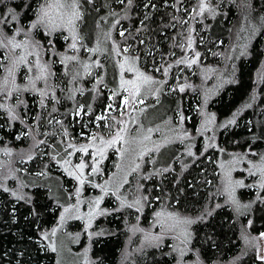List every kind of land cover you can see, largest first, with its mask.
Here are the masks:
<instances>
[{
  "label": "trees",
  "instance_id": "16d2710c",
  "mask_svg": "<svg viewBox=\"0 0 264 264\" xmlns=\"http://www.w3.org/2000/svg\"><path fill=\"white\" fill-rule=\"evenodd\" d=\"M24 1V5L18 3L19 23L31 19L35 0ZM209 2L213 11L197 21L194 14L188 16L194 0H131L130 4L128 0H80L83 14L80 29L86 28L89 34L99 25L107 24L105 31L115 40V43H93V37L87 39L82 32L78 35L83 42L82 52L87 48L86 59L92 62L95 55L99 58L98 79L92 82V75H88L84 78L85 85L73 88L75 95L70 99L66 77L55 72L56 86L48 85L53 97L29 95V90L20 92L17 100H9L15 106L13 111L0 96V147L14 150L13 154L8 152L10 155L17 153L6 162L14 168L9 173L13 184L7 178L9 181L6 179L4 186L0 180V264H57L53 250L42 240V232L56 222L61 203L70 194V188L73 189L72 178L61 171L58 163L62 157V138L84 133L86 121L94 126L95 115L103 111L107 101V87L118 103L117 59L124 46L144 69L156 64L162 67L170 58L175 60L184 54L190 22L196 19L193 40L199 60L224 66L227 49L233 44L230 37L235 20L243 10H252L254 39L239 55L233 79L216 93L210 106L216 110L217 117L241 110L231 126L220 129L218 147L241 152L264 150V0ZM56 41L61 48L62 43L59 39ZM111 47L114 56H111ZM181 65L171 68L172 79L177 71L182 73ZM186 93V89L168 93L174 94L172 99L180 98L185 115L189 113L190 102ZM245 104L248 105L244 107ZM176 108L174 105L173 109ZM196 116L185 121L193 126ZM25 128H29L28 140L16 139L15 135ZM33 131L46 132L41 150L36 148ZM218 147L205 149L186 166H174L164 173L156 171L147 180L137 176L129 190L137 182L145 192V217L149 216L150 202H165L178 212L197 218L189 255L182 264H264L258 259L256 244L246 245L247 238L255 239V235L264 233V191H259V197L256 193L249 196L251 191L239 188L241 201L253 202L242 212L225 202V196L217 197V189L221 190L215 163ZM17 157L24 160L30 157L29 167L16 170ZM48 176L50 180L44 179ZM128 211L123 208L105 217V232L93 241L90 264H174L176 255L168 242L138 248L130 238L129 229L125 234L127 227L123 218ZM70 225L75 226L77 222Z\"/></svg>",
  "mask_w": 264,
  "mask_h": 264
},
{
  "label": "rangeland",
  "instance_id": "374dc122",
  "mask_svg": "<svg viewBox=\"0 0 264 264\" xmlns=\"http://www.w3.org/2000/svg\"><path fill=\"white\" fill-rule=\"evenodd\" d=\"M194 1L195 5L190 8L188 16L194 14L198 17L197 21L213 11L209 0ZM49 2L50 0H35L31 9V19L19 23L18 3L24 5L25 1L0 0V20L7 21V23H0V33L3 34V42L6 44L4 47H0V61L2 65L4 63L6 65L2 66L0 74V89H2L0 96L11 111L15 109V106L9 100H17L20 92L29 90V95L39 94L43 97L40 94L43 91L47 93L48 97H53V93L48 92L50 89L48 85L51 83L52 86L53 83L52 87L56 86L55 72L57 75L66 77V83L69 86L67 94L70 99L75 95L73 88L85 85L84 78H87L88 75H92V82L98 79L99 58L95 55L92 62L86 59L84 52L87 51V48H83L82 52L83 42L78 36L81 32L87 39L93 37V43H115L113 37L110 38L108 31H105L107 24L105 27L99 25L89 34L86 28L80 29L83 19L80 0L78 7L80 19L75 21L74 29L76 39L73 40V33L69 32L67 26L49 32V27H51L49 19L55 20L56 23L61 22L58 10L53 7L48 9L49 17L45 18V22L37 24L41 6ZM202 4L204 5L203 10H201ZM9 10H12L15 19L7 15ZM194 21L192 20L186 37L184 54L175 60L170 58L162 67L160 64H156L149 67L148 70L144 69L136 56L124 51L125 48L128 49L127 46H124L123 53L117 59L118 103L113 102L114 98L107 87V101L103 111L95 115L94 126L92 127L86 121L83 126L87 130L84 133L80 132L76 136L65 135L62 138L64 141L60 153L62 157L60 160L58 159V163L61 164L59 166L61 171L72 178L73 189L70 188V194L61 203L56 222L42 232V240L45 241V244L51 249L55 248L53 252L57 264H90L93 241L105 232L103 226V223L107 221L105 217L110 216L111 212L115 213L123 208L129 210L123 218L125 227H127L124 228V232L127 234L129 230L132 231H129L130 238L137 243L138 248L168 242L167 245L173 249L176 255L174 264H182L184 258L189 255L192 229L197 218L182 214L165 202L155 204L150 202L149 216L145 217L147 206L145 192L141 191L140 184L137 182L133 183L132 191L129 189L130 183L137 176L147 180L156 171L160 170L164 173L176 166H186L205 149L218 147L220 129L233 124L229 121L235 122L241 112V110H236L230 115L217 117L216 110L211 108L210 104L216 93L233 79L239 55L249 48L254 39L253 11L243 10L235 20L234 32L230 37L233 39V44L227 49L224 66L199 60L198 50H196L193 40L195 31L193 28L196 23ZM33 24H37V26L33 27ZM8 38H13L17 43L27 41L28 46L13 49L7 43ZM55 38L62 43L61 48ZM49 41L52 42L51 46H49ZM232 41L230 40V43ZM73 43L76 44L75 49L70 47ZM49 51L51 52L49 53ZM113 51L112 48L111 56H114ZM21 56H26L27 63L20 64L16 67L13 75L9 76L7 69L11 68L13 62L18 61ZM66 57H76V59L67 60ZM193 59L196 60L194 64L191 63ZM37 61L48 65V72L51 75L46 79H35L39 75L38 70L34 67ZM178 61L182 62L178 63ZM176 64H182L180 67L182 73L177 71L172 79L171 68ZM122 65L123 67H121ZM29 67H32V71L28 70ZM129 68H132L133 71H128ZM137 72L150 77L151 81L145 83L143 80H138ZM5 80H7L6 84ZM30 80L35 82L34 88ZM126 81H134L135 84L124 83ZM137 87L138 93L136 92ZM181 87L188 91L186 97L190 98L187 115L181 110L180 98L173 97L172 99L171 96L174 94H168L177 93ZM43 88H46L47 91ZM164 90L168 93L165 94ZM41 99L46 101L47 98ZM174 105H177L176 109H173ZM247 105L245 104L244 107ZM80 115L79 107L78 116ZM192 115H197L193 126L185 121L191 120ZM97 117H103V119H97ZM28 129L20 130L15 138L26 142ZM33 133L36 148L43 149V136L46 132L41 131L36 134L33 131ZM117 134H119V139H117ZM114 139L116 142L109 146L108 141ZM69 144L73 145V148H69ZM82 147H87V153L74 151V149ZM100 150H103V157L99 156ZM11 151L13 154L14 150L10 147H0V180L4 186L7 178L10 179V184H13L14 180L9 176L14 168L6 163L8 159L17 156V153L10 155L8 152L11 153ZM69 153L72 154L69 155ZM3 158L5 164L2 167ZM29 158L24 160L17 157L15 159L16 170L27 169ZM95 160L100 161L98 164L100 170L89 175ZM65 161L70 162L65 163ZM81 162L86 165L83 170V178L86 182L83 185H80L75 178L80 175L77 165ZM216 163L221 189L219 191L217 189L216 196L219 198L225 196L224 201L239 212L251 207L253 202L250 204L244 200L241 201L238 190L244 187L245 190L252 192L249 196L256 193L255 195L258 197L260 196L259 191H264V150L246 149L241 152L227 151L218 147ZM69 172L75 173V176L69 175ZM50 178L48 176L44 179L50 180ZM238 181L242 182L243 186H237L236 182ZM93 185H103L107 194L102 192L100 187H93ZM77 188L81 189L79 195L76 194ZM101 196L103 199L97 207L94 202ZM65 209L68 211L65 212ZM183 221H191V223ZM73 222H77V225L71 226L70 224ZM53 230H55L54 235ZM261 234L255 235V239L254 237L246 239L247 247L252 246L253 243L256 244L258 256H264V236Z\"/></svg>",
  "mask_w": 264,
  "mask_h": 264
},
{
  "label": "snow or ice",
  "instance_id": "6c2138e0",
  "mask_svg": "<svg viewBox=\"0 0 264 264\" xmlns=\"http://www.w3.org/2000/svg\"><path fill=\"white\" fill-rule=\"evenodd\" d=\"M129 4L131 3V0H128ZM55 7L58 10V16L60 19V23H56L55 20L49 19V23L51 25V27H49V32L55 31L57 28H64L65 26H67V29L69 30L70 33H73V40L76 39L75 35H74V29H75V21L80 19V12L78 11V7H79V0H50L49 3H46L45 5L41 6L40 9V16L38 18L37 24H43L45 22V18L49 17V11L48 9H51ZM204 5H201V10H203ZM7 15L11 16L12 19H15V16L12 12V10H9V12L7 13ZM0 23H7L6 20H0ZM37 24H33V27H36ZM121 35L123 36V33H121ZM3 34L0 33V47H4V42H3ZM65 39H67V37H65ZM7 43L9 45H11V47L13 49H18V48H22V47H27L28 46V42L24 41L22 43H17L15 42V40L13 38H8L7 39ZM52 42L49 41V46H51ZM70 47L72 49L76 48V44L73 43L70 45ZM125 52L128 51L127 48L124 49ZM32 54V53H29ZM38 55V53H36ZM199 55V54H197ZM65 59L67 60H75L76 57H66ZM182 62V61H178ZM27 63V59L26 56H21L19 57L18 61L13 62V65L11 68H8V74L9 76H12L16 67H18L20 64H25ZM191 63H196V60L193 59L191 61ZM3 65H0V67H2ZM34 67L38 70L39 75H37L35 77L36 80H41V79H46L47 76L51 75V73L48 72V65L47 64H41L37 61V63L34 65ZM87 67V66H85ZM123 67V65L121 66ZM29 71H32V67H29L28 69ZM128 71H133L132 68H129ZM137 79L138 80H143L145 83L150 82L151 78L148 76H145L143 73H139L137 72ZM7 83V80H5V84ZM30 83L32 84L33 88L35 87V82L33 80H30ZM124 83H131V84H135L134 81H126ZM123 86V85H122ZM2 90V89H0ZM127 90V89H125ZM183 87L180 88V91H183ZM139 89L138 87L136 88V92L138 93ZM42 96H46L47 93L46 92H41L40 93ZM135 95V93H134ZM41 103H43V101H41ZM125 103H127V101H125ZM14 118V117H13ZM97 119H103V117H97ZM229 123H234V121H229ZM117 139H119V134H117ZM116 142V140H111L108 141L109 146H111L112 144H114ZM69 148H73V145L69 144L68 145ZM74 151H82L87 153L88 149L87 147H82L80 149H74ZM72 153H69V155H71ZM103 150H100L99 152V156L103 157ZM189 155H191V153H189ZM70 161H65V163H69ZM100 163L99 160H95L92 167H91V173H89V175L91 174H95L97 172H99V167L98 164ZM86 167V165L81 162L79 165H77V171L80 173L79 176H75V173L73 172H69V175H73L75 176V178L78 180L80 185H83L86 181L83 178V170ZM237 186H243L242 182H236ZM93 187H100L101 191L104 192L105 194H107L106 189L104 188L103 185H93ZM81 189L77 188L76 190V194L79 195ZM103 199V196L98 197L95 200V205L98 207L100 204V201ZM68 209H65V212H67ZM91 215V213H90ZM158 216L160 215L159 213L157 214ZM184 223H191V221H183ZM55 234V230H53V235ZM261 236H264V233L261 234ZM53 251H55V248L52 249ZM258 259L264 261V256H258Z\"/></svg>",
  "mask_w": 264,
  "mask_h": 264
},
{
  "label": "bare ground",
  "instance_id": "6f19581e",
  "mask_svg": "<svg viewBox=\"0 0 264 264\" xmlns=\"http://www.w3.org/2000/svg\"><path fill=\"white\" fill-rule=\"evenodd\" d=\"M82 9V8H81ZM194 19V18H193ZM203 19V18H202ZM203 22V21H202ZM191 23V22H190ZM190 25V24H189ZM195 28V27H194ZM24 31V30H23ZM26 33V32H25ZM45 33V32H44ZM25 36V35H24ZM50 38V37H49ZM69 38V37H68ZM70 44V43H69ZM4 45H6V44H4ZM93 45V44H92ZM69 46V45H68ZM67 47V46H66ZM87 47V46H86ZM8 48V47H7ZM7 51H8V49H7ZM11 51V50H10ZM51 51H49V53H50ZM10 55V54H9ZM14 55V54H13ZM51 55V54H50ZM259 66V65H258ZM264 67V66H263ZM262 68V67H261ZM261 68H260V70H261ZM256 69V68H255ZM257 70V69H256ZM37 72V71H36ZM191 81V80H190ZM118 83V82H117ZM114 94V93H113ZM110 100V99H109ZM114 102V101H113ZM109 106V105H108ZM108 110V109H107ZM231 126V125H230ZM193 130V129H192ZM101 134V133H100ZM216 163V162H215ZM220 189V188H219ZM251 234V233H250Z\"/></svg>",
  "mask_w": 264,
  "mask_h": 264
}]
</instances>
